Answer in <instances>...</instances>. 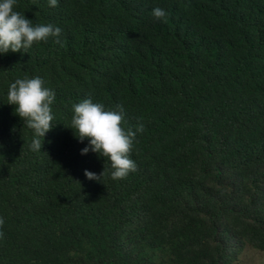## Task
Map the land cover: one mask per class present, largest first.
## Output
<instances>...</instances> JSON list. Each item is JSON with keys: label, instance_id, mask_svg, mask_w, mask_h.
<instances>
[{"label": "trees", "instance_id": "obj_1", "mask_svg": "<svg viewBox=\"0 0 264 264\" xmlns=\"http://www.w3.org/2000/svg\"><path fill=\"white\" fill-rule=\"evenodd\" d=\"M14 11L62 34L0 53V264H147L129 253L140 239L179 264H229V219L264 251V0H17ZM37 76L55 92L54 126L33 151L7 93ZM84 99L122 104L125 130L144 124L126 178L81 154L90 139L67 126ZM105 163L102 182L85 176ZM247 180L248 207H232Z\"/></svg>", "mask_w": 264, "mask_h": 264}, {"label": "clouds", "instance_id": "obj_2", "mask_svg": "<svg viewBox=\"0 0 264 264\" xmlns=\"http://www.w3.org/2000/svg\"><path fill=\"white\" fill-rule=\"evenodd\" d=\"M16 3L17 0H0V53L28 52L34 43L47 41L50 37L55 38L56 43L61 42L60 27L52 24L33 25L31 19L14 11ZM49 4L56 7L58 0H49ZM152 14L158 20H166L167 13L164 9L156 7ZM44 84L39 76L16 79L10 84L7 93V103L16 106L15 113L34 132L30 145L33 151L41 150L46 134L54 126L51 106L55 100V92ZM116 107L119 111L106 110L103 104L84 99L73 105L74 115L71 125L67 127L75 130L81 142L85 138L90 139L89 146L83 148L81 154L93 151L106 158L111 163V179L120 180L137 168L130 157L137 132L144 131V124L139 123L135 131L132 128L125 130L122 127L123 105ZM107 173L106 163L100 174L85 169V176L89 180L102 182V177ZM4 223V219L0 217V227ZM0 237H3L2 231Z\"/></svg>", "mask_w": 264, "mask_h": 264}, {"label": "rangeland", "instance_id": "obj_3", "mask_svg": "<svg viewBox=\"0 0 264 264\" xmlns=\"http://www.w3.org/2000/svg\"><path fill=\"white\" fill-rule=\"evenodd\" d=\"M227 182H230V179L227 178ZM232 181V179H231ZM216 188V187H215ZM213 188L211 185L208 188H204V192L207 193L209 196L215 197L219 193L217 189ZM248 193H249V184L248 180L240 183V194L236 199L233 200L232 207L234 208H246L248 207ZM185 206L187 207H195L194 202L189 200L185 202ZM258 209L261 210L264 218V196L258 198ZM192 210V209H190ZM193 212L190 215H193ZM191 215V216H192ZM244 222V221H243ZM242 222V225H243ZM229 227V231L238 232L239 233V243L238 246H235V253L230 256V263L229 264H264V251L259 250L253 247L249 242L243 237V235L239 232V228L241 223L228 220L226 223ZM142 239L138 240L134 243L135 246H131L129 248V253L133 256H138L142 261L147 264H179L178 258L170 253L169 246H160L155 248H148L147 243H143ZM221 241V238L211 240V245H208L207 252L209 254L215 253L218 249V245ZM229 257V256H228Z\"/></svg>", "mask_w": 264, "mask_h": 264}]
</instances>
